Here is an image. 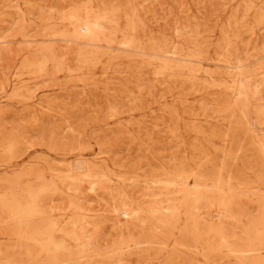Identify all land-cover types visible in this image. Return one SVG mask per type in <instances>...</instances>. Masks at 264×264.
<instances>
[{"label":"rangeland","instance_id":"1","mask_svg":"<svg viewBox=\"0 0 264 264\" xmlns=\"http://www.w3.org/2000/svg\"><path fill=\"white\" fill-rule=\"evenodd\" d=\"M263 114L264 0H0V264H264Z\"/></svg>","mask_w":264,"mask_h":264},{"label":"bare ground","instance_id":"2","mask_svg":"<svg viewBox=\"0 0 264 264\" xmlns=\"http://www.w3.org/2000/svg\"><path fill=\"white\" fill-rule=\"evenodd\" d=\"M84 22H85V21H84ZM86 23H87V22H86ZM84 26H85V25H84ZM89 27H90V26H89ZM84 30H85V29H84ZM84 30H83V28H82V33H83ZM85 32H86V31H85ZM87 32H88V29H87ZM83 34H84V33H83ZM88 34H89V33H88ZM84 35H85V34H84ZM234 71H235V70H234ZM233 83H234V82H233ZM241 85H242V84H241ZM241 85H239V87H241ZM238 89H239V88H238ZM241 89H243V88H241ZM245 99H246V98H245ZM246 106H247V105H246ZM246 109H247V112H249V111H248L249 109H248L247 107H246ZM258 110H259V109H258ZM258 110H257V111H258ZM253 112H255V111H253ZM263 115H264V114H263ZM258 124H262V122L260 121V122H258ZM253 139H254V138H253ZM259 140H260V139H259ZM256 141H257V139H256ZM259 143H260V141H259ZM257 144H258V142H257ZM259 145H260V144H259ZM259 145H258V146H259ZM262 146H263V143H262ZM259 147H260V146H259ZM261 149H263V147H261ZM90 187H92V186H90ZM224 210H225V209H224ZM250 249H251V248H250ZM244 250H245V249H244ZM253 254H254V253H253Z\"/></svg>","mask_w":264,"mask_h":264}]
</instances>
